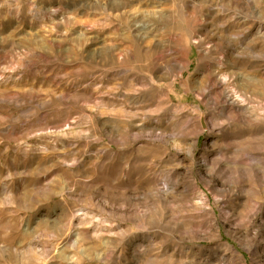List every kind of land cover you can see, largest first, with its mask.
Listing matches in <instances>:
<instances>
[{"label":"rangeland","instance_id":"374dc122","mask_svg":"<svg viewBox=\"0 0 264 264\" xmlns=\"http://www.w3.org/2000/svg\"><path fill=\"white\" fill-rule=\"evenodd\" d=\"M247 1L0 0V264H264Z\"/></svg>","mask_w":264,"mask_h":264},{"label":"bare ground","instance_id":"6f19581e","mask_svg":"<svg viewBox=\"0 0 264 264\" xmlns=\"http://www.w3.org/2000/svg\"><path fill=\"white\" fill-rule=\"evenodd\" d=\"M241 11H248V13L255 15V13L257 12L258 14L262 15L264 17V8L262 6H257L256 4H254L251 0H248L247 2L243 3V7H241ZM253 34L254 35H259V36H264V21H256V23L254 24V29H253ZM218 75V74H217ZM227 80V76L225 73H220L216 83H220L223 84L225 83ZM230 99L234 100V99H238V95L234 94L232 97H229ZM241 101H243L241 99Z\"/></svg>","mask_w":264,"mask_h":264}]
</instances>
